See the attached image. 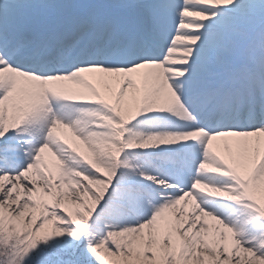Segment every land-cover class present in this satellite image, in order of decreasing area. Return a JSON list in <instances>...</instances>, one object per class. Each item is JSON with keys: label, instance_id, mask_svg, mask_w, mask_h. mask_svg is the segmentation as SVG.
Here are the masks:
<instances>
[{"label": "snow or ice", "instance_id": "1", "mask_svg": "<svg viewBox=\"0 0 264 264\" xmlns=\"http://www.w3.org/2000/svg\"><path fill=\"white\" fill-rule=\"evenodd\" d=\"M0 264H264V0H0Z\"/></svg>", "mask_w": 264, "mask_h": 264}, {"label": "bare ground", "instance_id": "2", "mask_svg": "<svg viewBox=\"0 0 264 264\" xmlns=\"http://www.w3.org/2000/svg\"><path fill=\"white\" fill-rule=\"evenodd\" d=\"M65 139L67 140V142L69 144H72V146L83 148V145L80 142L74 140V138L72 137L70 131L67 132V135L65 136Z\"/></svg>", "mask_w": 264, "mask_h": 264}]
</instances>
